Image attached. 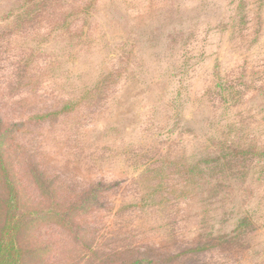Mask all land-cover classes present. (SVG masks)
Returning <instances> with one entry per match:
<instances>
[{
    "label": "rangeland",
    "instance_id": "rangeland-1",
    "mask_svg": "<svg viewBox=\"0 0 264 264\" xmlns=\"http://www.w3.org/2000/svg\"><path fill=\"white\" fill-rule=\"evenodd\" d=\"M0 116L28 208L109 187L27 264H264V0H0Z\"/></svg>",
    "mask_w": 264,
    "mask_h": 264
},
{
    "label": "trees",
    "instance_id": "trees-1",
    "mask_svg": "<svg viewBox=\"0 0 264 264\" xmlns=\"http://www.w3.org/2000/svg\"><path fill=\"white\" fill-rule=\"evenodd\" d=\"M17 126V124L6 125L0 116V264H27L29 258H34L36 254L24 244L31 232L39 226H56L76 239V220L83 213L98 207L97 198L109 188L91 186L87 191L67 198L54 188L52 182L31 168L28 170V175L37 195L33 198L32 207L28 208L18 185L16 166L10 147L6 143L13 138ZM256 154L264 156V151ZM216 161L217 159L210 157L205 162ZM254 189L247 183L239 192L240 208H232V212L238 210L237 222L240 228L246 227L249 222L250 216L246 207L248 201L255 195ZM229 200L230 205H234L233 194ZM203 248L205 247H201L200 250ZM140 262L134 261L130 264Z\"/></svg>",
    "mask_w": 264,
    "mask_h": 264
}]
</instances>
